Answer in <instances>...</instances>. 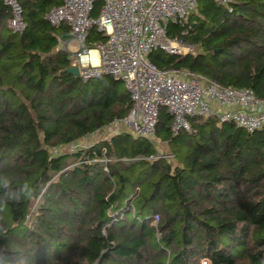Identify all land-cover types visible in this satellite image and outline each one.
<instances>
[{"label":"trees","instance_id":"1","mask_svg":"<svg viewBox=\"0 0 264 264\" xmlns=\"http://www.w3.org/2000/svg\"><path fill=\"white\" fill-rule=\"evenodd\" d=\"M19 1L25 26L13 31L0 0V175L36 194L0 212V264H260L264 127L190 116L174 133L162 106L152 136L122 129L67 148L123 120L132 99L110 74L68 71L71 27L45 18L63 0ZM167 33L196 51L150 53L160 70L264 99V0H197ZM106 38L93 27L87 42Z\"/></svg>","mask_w":264,"mask_h":264},{"label":"built area","instance_id":"2","mask_svg":"<svg viewBox=\"0 0 264 264\" xmlns=\"http://www.w3.org/2000/svg\"><path fill=\"white\" fill-rule=\"evenodd\" d=\"M215 1L229 5L232 0ZM4 2L11 10L10 28L23 30L25 21L20 1ZM97 2L101 5L94 14ZM196 4L197 0H63L52 6L45 18L53 25L66 23L71 27L69 42L79 48L76 51L65 48L83 80L110 74L123 82L132 107L123 120L112 124L125 123L133 135H154L162 106L173 116L174 133L191 130L190 116L232 121L248 131L263 128L264 99L258 98L252 89H234L214 82L204 83L199 77L162 71L149 59L150 53L160 49L182 55L196 51L193 44L167 33V24L185 20ZM93 27L107 38L90 46L87 38ZM93 49L97 50V59Z\"/></svg>","mask_w":264,"mask_h":264},{"label":"clouds","instance_id":"3","mask_svg":"<svg viewBox=\"0 0 264 264\" xmlns=\"http://www.w3.org/2000/svg\"><path fill=\"white\" fill-rule=\"evenodd\" d=\"M36 194L35 186L28 180L14 185L6 176L0 175V212L4 210L9 201H20ZM260 264H264V258Z\"/></svg>","mask_w":264,"mask_h":264},{"label":"rangeland","instance_id":"4","mask_svg":"<svg viewBox=\"0 0 264 264\" xmlns=\"http://www.w3.org/2000/svg\"><path fill=\"white\" fill-rule=\"evenodd\" d=\"M79 47L77 45H74L73 43H68V49L71 51H76ZM126 129L125 123H119V124H111L108 126L103 127L102 129L98 130L97 132H94L93 134L89 135L88 137H84L79 140V142L75 145H70L67 148H75L76 146H86L90 143H92L95 140L101 139V138H108L111 134L118 132L119 130ZM152 140L154 141V144L156 145L159 153H163L164 157H169L172 159V155H167L169 152L167 144L162 141L160 138L153 136ZM201 264H204V259L201 260ZM209 264V263H208Z\"/></svg>","mask_w":264,"mask_h":264},{"label":"water","instance_id":"5","mask_svg":"<svg viewBox=\"0 0 264 264\" xmlns=\"http://www.w3.org/2000/svg\"><path fill=\"white\" fill-rule=\"evenodd\" d=\"M68 71L75 74L76 76H80L79 69L77 66H71L68 68Z\"/></svg>","mask_w":264,"mask_h":264},{"label":"bare ground","instance_id":"6","mask_svg":"<svg viewBox=\"0 0 264 264\" xmlns=\"http://www.w3.org/2000/svg\"><path fill=\"white\" fill-rule=\"evenodd\" d=\"M93 55L95 56L97 54V50L96 49H93Z\"/></svg>","mask_w":264,"mask_h":264},{"label":"crops","instance_id":"7","mask_svg":"<svg viewBox=\"0 0 264 264\" xmlns=\"http://www.w3.org/2000/svg\"><path fill=\"white\" fill-rule=\"evenodd\" d=\"M67 43H64V46H67L68 47V44ZM94 58L97 59V54L94 56Z\"/></svg>","mask_w":264,"mask_h":264}]
</instances>
